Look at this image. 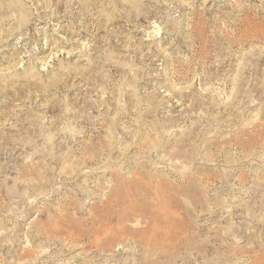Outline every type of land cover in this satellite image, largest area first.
<instances>
[{"label": "rangeland", "instance_id": "1", "mask_svg": "<svg viewBox=\"0 0 264 264\" xmlns=\"http://www.w3.org/2000/svg\"><path fill=\"white\" fill-rule=\"evenodd\" d=\"M0 264H264V0H0Z\"/></svg>", "mask_w": 264, "mask_h": 264}, {"label": "bare ground", "instance_id": "2", "mask_svg": "<svg viewBox=\"0 0 264 264\" xmlns=\"http://www.w3.org/2000/svg\"><path fill=\"white\" fill-rule=\"evenodd\" d=\"M239 12H240V11H239ZM241 12H242V11H241ZM242 13H243V12H242ZM241 15H242V14H241ZM245 21H246V20H245ZM246 22H247V21H246ZM249 23H250V22H249ZM249 23H248V24H249ZM240 35H241V34H240ZM243 38H245V37H243ZM245 40H246V39H245ZM251 41H252V40H251Z\"/></svg>", "mask_w": 264, "mask_h": 264}]
</instances>
